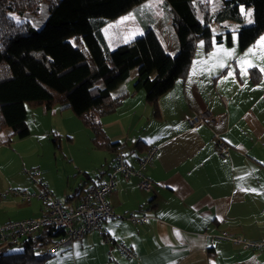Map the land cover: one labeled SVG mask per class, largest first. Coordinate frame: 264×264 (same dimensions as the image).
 <instances>
[{
  "label": "crops",
  "instance_id": "1",
  "mask_svg": "<svg viewBox=\"0 0 264 264\" xmlns=\"http://www.w3.org/2000/svg\"><path fill=\"white\" fill-rule=\"evenodd\" d=\"M159 21L153 30L164 50L175 56V37L165 21ZM225 29L233 32L230 43L225 37L214 41L209 52L198 44L187 78L177 80L159 98L160 118L154 117L146 103L145 91L132 93L133 77L126 86L132 94L102 119L110 141L124 146L129 166L136 167L147 150L156 148L147 168L153 190L145 193L138 187V178L126 182L116 175V191L108 197L115 217L100 225L107 236L91 231L63 259H72V264H79L82 255L87 256V264H264V250L219 238L228 233L253 242L264 240V58L252 61L243 54L246 50L236 52L237 25L228 23ZM220 31L215 28L216 33ZM102 33L114 50L144 30L132 10L105 25ZM252 68L262 74L258 83L251 80ZM49 112L74 119L68 110H44L45 115ZM204 112L215 121L190 127L188 118ZM10 133L8 129L0 132V147L19 140L10 138ZM216 136L229 145L228 158L219 156ZM139 142L144 151L138 149ZM111 155V163L97 179L87 174V185L108 181L114 168ZM43 177L42 173L43 184L56 198V189ZM85 184L75 192L64 191L63 197L58 195L65 198L67 208L77 205ZM42 211L43 204L29 218ZM131 215H146L149 220L135 224L128 219ZM116 243L130 248L135 257L127 258Z\"/></svg>",
  "mask_w": 264,
  "mask_h": 264
},
{
  "label": "trees",
  "instance_id": "2",
  "mask_svg": "<svg viewBox=\"0 0 264 264\" xmlns=\"http://www.w3.org/2000/svg\"><path fill=\"white\" fill-rule=\"evenodd\" d=\"M152 1L0 0V132L8 129L10 138L24 139L29 107L58 106L71 110L92 132L95 149L115 153L122 144L110 141L102 119L125 98L145 91L146 103L160 118L159 98L187 78L200 42L206 52L224 37L230 43L233 32L225 27L234 23L245 51L264 33V0H223L217 10L209 0ZM148 2L154 6L140 10ZM43 4L48 15L41 27L19 21L26 13L38 16ZM242 8L253 9L252 25H246ZM132 10L143 35L111 50L102 28ZM159 19L175 37V56L164 50L153 30ZM250 75L253 83L262 78L256 68ZM133 77L129 93L126 86ZM137 147L145 150L142 142ZM56 236L48 228L24 241L21 252L9 251L14 246L0 249V264H44L53 256L41 250Z\"/></svg>",
  "mask_w": 264,
  "mask_h": 264
},
{
  "label": "rangeland",
  "instance_id": "3",
  "mask_svg": "<svg viewBox=\"0 0 264 264\" xmlns=\"http://www.w3.org/2000/svg\"><path fill=\"white\" fill-rule=\"evenodd\" d=\"M155 1L159 0L152 2ZM209 1L213 10H217L222 5L223 0ZM148 3L141 5L140 10L149 9L148 5L154 6L153 3ZM47 8L48 5L43 4L38 16L26 13L19 18V21L40 26L48 15ZM242 11L246 16V25H252L254 22L253 9L242 8ZM160 24L159 21L158 29H160ZM229 24L236 25L234 23ZM234 39L237 42L234 50L240 51L237 33L234 34ZM200 46H203L202 42H200ZM243 54L252 61L264 58V33ZM44 110L46 109L42 107H29L27 109V124L30 135L0 147L2 164L0 168V226L7 222L29 218L42 205L37 199L28 203L20 195L10 194L1 197L10 189L20 193H39V188L35 187L29 180L24 172L25 169L39 168L44 174L43 178L48 180L46 183L51 184L52 188L56 189V193L63 197L64 191L75 192L76 188L87 183V174H90L93 180L97 179L100 170L103 167L107 168L111 163V153L93 147L92 132L85 128L71 110H68L70 112L68 114H72L74 117L72 120L66 119L60 113L56 117L52 116L50 112L45 115ZM56 110H59V107L56 106ZM97 169L98 171L94 172ZM58 195H55L56 198L63 202L65 198ZM22 250V244L9 249L11 252H21ZM41 251L43 252V250ZM67 255H72V252L69 250L59 252L44 264H72L74 262L72 259H63ZM79 264H87V256H80Z\"/></svg>",
  "mask_w": 264,
  "mask_h": 264
},
{
  "label": "built area",
  "instance_id": "4",
  "mask_svg": "<svg viewBox=\"0 0 264 264\" xmlns=\"http://www.w3.org/2000/svg\"><path fill=\"white\" fill-rule=\"evenodd\" d=\"M215 117L210 113L204 112L188 118L190 127L196 128L203 124L213 123ZM217 151L221 158L230 156L229 145L219 136H216ZM124 146L118 147L114 153L113 173L107 182L103 184H89L84 186L79 194L77 205L69 209L65 203L55 198L42 181V171L38 168L25 169L24 172L35 187L39 188V193H20L10 189L1 197L10 194L20 195L23 200L30 202L33 198L39 199L43 204L41 215L19 221L7 222L0 226V249L22 244L26 240L36 237L45 229H52L54 234L52 242L42 250L44 254L54 256L59 252H65L73 248L75 244L81 243L84 237L91 231L98 230L100 235L105 238L106 232L100 225L115 217L109 203L108 197L116 191L115 176L120 175L128 182L132 177L139 180L138 187L145 193L153 190V181L147 175V168L156 155V148L147 150L137 161L136 167H131L126 161ZM135 224H143L149 220L146 215H131L128 218ZM220 239L229 241L235 246L255 251L264 250V240L248 241L232 237L228 233H222ZM108 239V238H107ZM119 250L127 257L134 258L133 251L122 243L115 244Z\"/></svg>",
  "mask_w": 264,
  "mask_h": 264
}]
</instances>
